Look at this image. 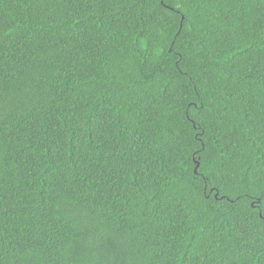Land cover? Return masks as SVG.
Listing matches in <instances>:
<instances>
[{"label": "trees", "instance_id": "obj_1", "mask_svg": "<svg viewBox=\"0 0 264 264\" xmlns=\"http://www.w3.org/2000/svg\"><path fill=\"white\" fill-rule=\"evenodd\" d=\"M0 264H264V0H0Z\"/></svg>", "mask_w": 264, "mask_h": 264}, {"label": "water", "instance_id": "obj_2", "mask_svg": "<svg viewBox=\"0 0 264 264\" xmlns=\"http://www.w3.org/2000/svg\"><path fill=\"white\" fill-rule=\"evenodd\" d=\"M217 196V195H216Z\"/></svg>", "mask_w": 264, "mask_h": 264}]
</instances>
